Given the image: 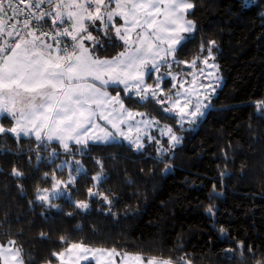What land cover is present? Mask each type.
I'll list each match as a JSON object with an SVG mask.
<instances>
[{
	"label": "snow or ice",
	"instance_id": "6c2138e0",
	"mask_svg": "<svg viewBox=\"0 0 264 264\" xmlns=\"http://www.w3.org/2000/svg\"><path fill=\"white\" fill-rule=\"evenodd\" d=\"M250 3L246 0L243 7ZM196 8L195 0H0V160L12 164L6 175L14 179L21 197L26 194L24 181L38 173L44 184L50 182L47 187L34 186V197L28 201L34 215L39 207L46 223L53 210L62 212V204L55 201L63 200L74 208L63 213L71 219L89 214L95 201L98 213L117 219L121 213L113 208L124 194L104 186L112 174L120 175L121 161L131 156L116 152L92 157L94 149H127L144 162H153L148 176L163 164L160 174L166 177L174 172L172 161L187 139L181 133L196 134L212 112L233 107L214 105L225 86L218 63L224 49L217 39H205L198 21L190 18ZM198 32V44L189 49ZM118 47L121 50L115 54H107ZM190 51L191 59H180ZM146 104H153L161 119L174 120L175 127L129 107ZM255 108L256 117L264 120V99L256 100ZM248 130L250 139L260 138L251 125ZM228 150L232 156L221 149L225 161L219 173L221 187L231 176L227 165L234 163L241 146L229 143ZM25 155L27 171L17 163ZM84 158L99 168L90 177ZM105 160H111V168H105ZM42 165L50 170L41 172ZM245 170L242 164L241 177ZM139 173L145 174L143 167ZM82 179L92 182L85 189L86 199H73ZM123 183L129 187L135 183L126 168ZM223 195L213 183L209 199ZM139 211V202L135 208L125 204L123 216H137ZM218 211L211 203L205 208L214 230ZM9 215L6 211V223ZM90 230L94 236L101 231L95 225ZM72 231H83V226L77 224ZM218 231L226 238L223 225ZM47 235L41 231L39 237L47 239ZM59 241L67 246L51 251L42 264H53V258L56 264H196L192 253L180 252L185 245L179 237L169 250L180 253L175 257L163 255V249L149 255L116 246L93 247L83 238L70 242L68 235H61ZM235 244V249L224 250L223 258L247 264L245 241ZM246 251L253 257L252 264H264L259 245L248 244ZM34 259L31 255L25 259L24 248L15 239L0 243V264H30Z\"/></svg>",
	"mask_w": 264,
	"mask_h": 264
},
{
	"label": "trees",
	"instance_id": "16d2710c",
	"mask_svg": "<svg viewBox=\"0 0 264 264\" xmlns=\"http://www.w3.org/2000/svg\"><path fill=\"white\" fill-rule=\"evenodd\" d=\"M195 2V16L190 18L198 21L205 39H217L224 49L218 63L225 77V86L219 90L214 105L217 108L223 105L233 107L228 111L212 112L196 134L183 133L187 139L172 161L174 172L166 177L160 174L163 164L156 167L154 176H148L153 162H144L127 149L115 146L94 149L92 157L104 158L116 152L121 157L131 156L121 161L120 175L112 174L111 180L104 186L124 194L122 202L113 208L114 212L121 213L117 219L98 213L95 201L89 214L69 219L63 213L74 211V208L59 200L55 202L62 204V212L53 210L45 223L39 215L41 209L37 207L34 215L28 201L33 199L37 183L47 187L50 182L44 184L38 179V173L24 181L26 194L21 197L14 179L6 175L12 164L0 160V168L3 169L0 171V243L15 239L23 246L26 260L30 255L35 258L30 264H42L50 257L51 251L66 247L59 241L61 235H68L70 242L83 238L85 244L93 247L116 246L130 252L144 251L149 255L159 254L163 249V255L173 257L180 254L169 251L179 237L185 245L180 252L192 253L196 264H237V261L224 259L223 252L229 247L235 249V241L238 240L245 241L247 264H252L253 260L246 251L248 244L259 245L264 251V120L255 115V101L264 99V0H254L247 7H243L242 0ZM202 2L203 7L200 6ZM201 32L197 33L196 41L188 46L189 49L198 44ZM119 49L110 48L107 54H115ZM191 56L190 51L180 59H191ZM129 107L159 115L153 104ZM249 125L259 139L249 138ZM8 142L15 146L13 140ZM229 143L233 147L239 144L241 150L235 153L234 163H228L231 176L224 180L225 186L221 187L219 173L225 164L221 149L232 156L233 153L228 150ZM76 159L82 158L77 156ZM27 160L25 155L22 161H17L25 171L28 170ZM84 163L89 177L99 170L89 158H84ZM242 164L246 166L243 177L240 175ZM111 166V160H105V168ZM141 167L145 170L143 176L139 173ZM125 168L127 175L135 181L130 187L123 183ZM48 170L49 167L41 166V172ZM91 183L90 179L87 182L82 179L78 185L79 192L73 193V199H86L85 189ZM213 183H216L217 191L223 192V198L209 199ZM5 185L9 186L7 193ZM131 192H138L139 195H127ZM138 202L139 214L125 218V204L135 208ZM210 203L219 208L215 218L216 230L205 212ZM6 211H10L7 218L10 223L5 222ZM17 215L20 216L19 222H16ZM30 219L35 223L29 225ZM77 224L83 226V231H72ZM93 225L101 229L95 236L90 230ZM221 225L228 230L226 238L219 234ZM20 229L23 230L22 235L19 234ZM41 231L48 234L47 239L39 237ZM125 241L132 243L125 244Z\"/></svg>",
	"mask_w": 264,
	"mask_h": 264
},
{
	"label": "rangeland",
	"instance_id": "374dc122",
	"mask_svg": "<svg viewBox=\"0 0 264 264\" xmlns=\"http://www.w3.org/2000/svg\"><path fill=\"white\" fill-rule=\"evenodd\" d=\"M254 0H251V3L253 2ZM246 2V0H242V3L244 4ZM119 50H121V49H119ZM186 70H188V71H190V69H186ZM148 83H152V80H149L148 81ZM168 86H170V82H169V85ZM134 110H136V111H145V110H142V109H134ZM151 115H153V116H156L157 117V119H160V116L159 115H155V114H152V113H150ZM161 123H169V124H172L174 127H175V121L173 120L172 122H168V121H165V120H161ZM177 131H179L178 129H177ZM182 135H183V133H181ZM157 135H158V133H157ZM154 147V146H153ZM59 162V161H58ZM66 171H67V169H66ZM95 173V172H94ZM94 173H92V175L94 174Z\"/></svg>",
	"mask_w": 264,
	"mask_h": 264
},
{
	"label": "crops",
	"instance_id": "0c3cea01",
	"mask_svg": "<svg viewBox=\"0 0 264 264\" xmlns=\"http://www.w3.org/2000/svg\"><path fill=\"white\" fill-rule=\"evenodd\" d=\"M6 243H7V242H6ZM6 243H5V244H6ZM117 259H119V258H117ZM53 264H56V261H55ZM93 264H94V262H93Z\"/></svg>",
	"mask_w": 264,
	"mask_h": 264
}]
</instances>
